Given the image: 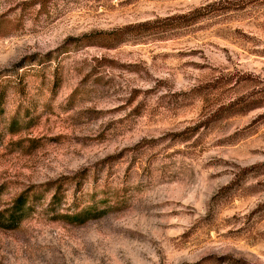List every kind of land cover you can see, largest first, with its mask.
Returning a JSON list of instances; mask_svg holds the SVG:
<instances>
[{
	"label": "rangeland",
	"instance_id": "obj_1",
	"mask_svg": "<svg viewBox=\"0 0 264 264\" xmlns=\"http://www.w3.org/2000/svg\"><path fill=\"white\" fill-rule=\"evenodd\" d=\"M27 1L0 0V264H264V103L226 109L264 95V0Z\"/></svg>",
	"mask_w": 264,
	"mask_h": 264
},
{
	"label": "trees",
	"instance_id": "obj_2",
	"mask_svg": "<svg viewBox=\"0 0 264 264\" xmlns=\"http://www.w3.org/2000/svg\"><path fill=\"white\" fill-rule=\"evenodd\" d=\"M53 0H30L27 2L21 3L23 6H38V11L47 12L48 7ZM236 8L233 3H209L205 6L193 9L184 14H174L164 18H156L152 21H145L142 23L129 24L123 27L116 28L108 32H98L85 36L86 40L93 42V44H98L99 46L110 48L117 44L122 43L125 38L128 36H139L146 33H165L173 29L190 26L196 23L197 20L204 18L208 15H215L219 12L230 11L231 9ZM10 25L7 21L0 18V37L5 36L10 31ZM264 103V95L255 97L253 95H248L245 98H242L238 101L229 103L226 109L235 111L243 110L249 111L250 109L258 108ZM264 115V112L262 113ZM54 198H57V195L54 194ZM25 198L23 195L18 197L13 206L8 209L0 212V227L1 228H12L16 225L20 214L23 209ZM20 211V213H18ZM93 212V211H92ZM89 214L96 216L100 213H91V211H82V213H76L73 215V219H77L78 222H83L88 218ZM92 216V215H89Z\"/></svg>",
	"mask_w": 264,
	"mask_h": 264
}]
</instances>
